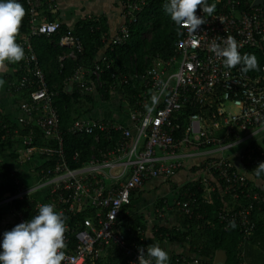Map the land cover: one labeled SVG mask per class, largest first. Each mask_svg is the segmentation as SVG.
<instances>
[{"label": "built area", "instance_id": "obj_1", "mask_svg": "<svg viewBox=\"0 0 264 264\" xmlns=\"http://www.w3.org/2000/svg\"><path fill=\"white\" fill-rule=\"evenodd\" d=\"M221 1H213L217 7L210 17L197 10V16L204 17L206 23L196 33L179 28L181 36L174 42L170 56L162 59L156 55L142 72L133 68L112 74L116 80L112 88L128 85L138 77L143 80L144 90L138 94L140 99L134 106L126 101L134 134L122 123L107 119L80 117L69 125L68 131L74 134L101 131L110 135L120 132L122 138L118 151L124 150L127 160L121 171L112 176L109 169L115 167L116 160L111 157L110 151L102 153L101 158L92 156L81 166H69L62 148L59 116L53 104L55 92L48 88L33 46L35 36L58 33L60 22L38 20L36 0H24L28 6L29 26L17 43L24 49L23 68L30 75L29 82L35 87L29 93V100L20 104L21 115L17 121L23 126H30L27 133L21 135L18 162L29 161L36 152V156L42 155L49 163L39 170L40 180L37 184L22 186L15 178L18 191L13 195L0 196V208L15 199L31 197L41 189H44L43 196L33 202L34 216L38 214L39 205L44 203L54 204L55 210L62 211L64 216L77 215L89 208L92 216L84 217L75 226L65 221L67 247L63 250L65 259L61 264H94L113 247L117 248L123 259L118 264H139L138 249H145L141 232L134 241L127 243L118 222L121 209L131 202L132 192L145 181L155 177L169 179L186 161L196 158H204L200 162L202 177L199 183L203 185L206 202H211L212 192L219 185V180H224L222 192L234 199L238 198L239 193L252 198L247 205L237 209L221 207L217 214L224 228L234 221L243 240L252 234L255 227L254 201L262 202L264 197L258 192H249L246 175L228 157L222 154L217 157L213 153L235 147L236 143L238 146L259 131H264V61L256 75L242 72L241 65L228 69L209 45L215 40L223 46V41L231 35L240 46L239 52L251 47L262 51L264 57V4L253 5L250 2L248 9H244L240 8V0H230L228 10L221 11L217 5ZM145 4L146 0H121L123 22L112 35L103 33L102 38L107 46L112 49L127 42L129 25L137 21V15ZM58 43L72 50L81 49V41L71 28L60 35ZM72 50L67 55L74 56ZM132 59L134 66L135 59ZM112 64L113 61L103 53L90 70L79 67L71 79L78 82L82 92H92L94 82L100 85L102 71ZM86 75H92L94 79H87ZM27 82V78H23L19 84L23 86ZM226 101L231 104V111L225 107ZM208 103L215 104L210 118L199 112L189 114L183 136L175 138L174 133L179 129L177 120L184 108L194 106L202 109ZM31 121L32 124H29ZM35 127L42 136L52 139L56 146L34 145ZM220 127L224 129L221 137L215 133V129ZM241 131H246L244 136H240ZM230 134H234V139L225 141ZM242 150L240 160L251 152L246 146ZM260 155L264 157V151H260ZM73 159H77L76 153ZM106 174L115 177L118 183L115 186L106 185ZM196 199L195 192L186 189L181 198L174 200V207L191 217ZM29 219L22 212H15V226ZM2 240L3 235L0 236V243ZM172 263L199 264L200 260L197 256L179 254L174 256Z\"/></svg>", "mask_w": 264, "mask_h": 264}, {"label": "trees", "instance_id": "obj_2", "mask_svg": "<svg viewBox=\"0 0 264 264\" xmlns=\"http://www.w3.org/2000/svg\"><path fill=\"white\" fill-rule=\"evenodd\" d=\"M213 1L208 0V4L211 5ZM17 2L23 5L26 13L17 36L18 42L22 34H25L28 30L29 14L28 6L24 0H17ZM167 2L168 0H146V4L137 15V21L129 25L130 36L127 42L115 45L112 49L106 45L102 38L103 33L109 35L105 19L95 17L82 18L71 28L72 33L81 41L80 50H72L58 43L60 35L67 28H70L61 21H59L60 30L58 33L42 34L33 38L34 51L37 55L39 66L44 72L49 90L55 92L53 104L59 116L63 152L70 167L81 166L82 163L88 161L92 156L101 158L102 153H106L108 150L115 149L118 146L119 140L122 138L120 132H112L110 135L101 131H95L91 134H74L68 131V127L77 118H92L91 114L96 100V92L101 99L107 100L112 96L113 90H116L115 92L121 94L130 106H134L135 102L140 99L138 94L144 90L143 80L140 77L133 79L128 85H117L112 88V85L116 82L112 74L118 70H132L133 68H136L138 72H142L146 66L154 61L156 55L165 59L172 54L174 42L181 34L178 26L175 25L164 10V5ZM229 2L230 0H222L217 5L221 11H227ZM250 2H253V0H240V8L248 9ZM53 19L52 17L49 18L51 21ZM146 34H150V38H147ZM71 50L74 52V56L67 55ZM103 53L108 55L113 64L110 68L102 71L99 78L100 85L98 82L93 81L95 83L94 90L92 92H82L78 82L73 81L71 77L79 67L90 70L100 60ZM240 54H254L259 61L260 71L264 61L262 51L245 47L240 51ZM132 58L135 59L134 66ZM24 65V59L15 64H9L10 71L4 74L6 92L12 95V102L17 104L18 107L29 100V93L35 87L33 83L29 82L30 75L24 71ZM259 71H249L247 73L256 75ZM23 78H27L28 82L20 86L19 83ZM85 78L94 79L92 75H86ZM3 108V101L0 98V196L13 195L18 191L19 185L16 183V177L12 172L11 163L18 161V150L22 146L21 135L26 134L30 126H23L17 120H11L3 113ZM214 108L215 104L213 103H208L202 109L186 106L177 120L179 129L174 133L175 138L183 136L189 114L199 112L210 118V113ZM29 124H32V121ZM217 131L219 137L223 136L224 131ZM245 132L241 131L239 133L244 134ZM35 134L34 145L56 146L52 139L42 136L36 127ZM256 136L235 147L238 149V156H240L243 151L242 148H245V146L250 149V154L241 160L242 167L247 172L249 192H258L264 197V173L257 176L253 171L259 163L264 162V157L260 155V151H264V134ZM233 139L234 134H230L225 141L230 142ZM75 153L77 154V159H73ZM33 156L35 155L32 154L30 160H32ZM37 156V169L39 172L40 169L48 165L49 161H45L42 155ZM203 159L201 158L197 164L189 166L188 169L192 168L194 170L195 167L199 169L200 162ZM201 177L202 172L196 179L188 180L175 198V200L181 198L186 189L194 191L197 199L192 206L193 215L188 217L186 214L177 211L180 226L167 228L156 224L154 229L155 237L160 241L168 239L169 241L188 244L190 251L200 260L199 264H213L217 250L225 251L227 256L225 264H264V200L262 202L254 201L253 220L255 221V227L252 234L243 240L239 227L236 224L235 227L229 224L224 228V224L219 221L217 214L221 207L237 209L247 205L252 201V198L239 193L238 198L234 199L231 195L222 192L224 180H219V185H216L217 188L212 192L211 202H206L203 197V185L199 183ZM35 199V195L26 196L21 199H15L6 205L13 215V221L0 232V236L5 231H10L15 227L16 211L22 212L26 218L34 216L33 202ZM132 199L131 195V201ZM131 203L123 206L118 217L119 226L126 235L127 243L134 241L138 233L143 229L142 215L137 212V209ZM121 214L123 219H125L123 225L120 220ZM86 216H92L89 208L77 213V215L65 217L71 226H75ZM173 258L174 256L172 257V262ZM121 260L123 259L120 252L116 247H113L109 249L107 255L100 257L94 264H118Z\"/></svg>", "mask_w": 264, "mask_h": 264}, {"label": "crops", "instance_id": "obj_3", "mask_svg": "<svg viewBox=\"0 0 264 264\" xmlns=\"http://www.w3.org/2000/svg\"><path fill=\"white\" fill-rule=\"evenodd\" d=\"M36 3L38 20H49L52 17L54 18L53 20L61 21L70 28L74 27L77 21L85 17L102 18L105 19L109 35H112L123 22L121 0H36ZM9 71L10 68L8 66V71L0 74V79L4 81V84L0 86V98L4 105L2 109L3 113L11 120L16 121L21 115V110L20 106L18 107L17 104L12 102V95L6 92L4 74L9 73ZM115 91L113 90L111 93L112 96L107 100L101 99L96 92V100L91 117L94 119H107L120 122L124 126L129 127L134 133L135 129L128 117L126 100L121 94ZM217 130L224 131L221 127L216 128V134L218 132ZM118 148L116 146L115 149L108 150L110 151L111 157H114L116 160L115 167L109 169L112 176L117 175L121 171L123 163L127 160L124 150L119 152ZM225 151L214 152L213 155L218 157L222 154L228 157L235 167L246 175L247 172L242 167L241 160L238 156V149L232 147ZM33 154L35 156L28 162L20 163L14 161L11 163L12 172L22 186H31L37 184L40 180L37 169L38 158L35 152ZM200 159L196 158L186 161L184 166L173 177L169 178V180L162 177L148 179L140 188L134 190L132 194L133 199L131 204L143 218L141 220L143 224L141 231L143 245L147 249L148 245L158 243L169 254L167 264H173L171 260L175 255L184 254L195 256L190 251L188 244L184 242L169 241L168 239L158 240L154 235V229L156 224L158 226L163 225L167 228L180 226L178 210L174 207V200L188 180H194L201 175L200 170L196 167L194 170L192 168L188 169L189 166L197 164ZM112 176L105 175L104 182L106 185L115 186L118 183V180ZM43 190H38L34 194L35 197H42ZM120 220L123 225L125 219H123L122 214ZM12 221L13 215L10 213L8 207L3 205L0 209V232L7 228ZM153 264H155L154 261Z\"/></svg>", "mask_w": 264, "mask_h": 264}, {"label": "clouds", "instance_id": "obj_4", "mask_svg": "<svg viewBox=\"0 0 264 264\" xmlns=\"http://www.w3.org/2000/svg\"><path fill=\"white\" fill-rule=\"evenodd\" d=\"M202 10L209 17L215 12L216 4H208V0H168L164 5L165 12L178 28L196 33L197 29L206 23L204 17L197 16V10ZM23 5L17 0H0V74L8 71L9 64H15L25 58L23 47L17 43L22 20L25 16ZM239 44L229 35L223 41V46L215 40L209 45L210 50L222 58L223 66L231 69L243 65L241 71H259V61L254 54L241 55ZM4 81L0 79V86ZM237 146V143H236ZM255 175L264 173V162L253 169ZM66 217L62 211L55 210V205L44 203L39 205L38 214L10 231L3 233L0 243V264H61L65 259L63 251L67 245ZM235 227V222L230 221ZM139 264H167L169 254L158 243L150 244L147 249H138Z\"/></svg>", "mask_w": 264, "mask_h": 264}, {"label": "water", "instance_id": "obj_5", "mask_svg": "<svg viewBox=\"0 0 264 264\" xmlns=\"http://www.w3.org/2000/svg\"><path fill=\"white\" fill-rule=\"evenodd\" d=\"M264 0H254L253 5H262ZM227 259L224 250H217L213 259V264H225Z\"/></svg>", "mask_w": 264, "mask_h": 264}, {"label": "rangeland", "instance_id": "obj_6", "mask_svg": "<svg viewBox=\"0 0 264 264\" xmlns=\"http://www.w3.org/2000/svg\"><path fill=\"white\" fill-rule=\"evenodd\" d=\"M146 37H147V38H150V34H146ZM224 105H225V107H226L227 109H229V110L232 109L231 104H230L229 102L226 101V102L224 103ZM230 111H231V110H230ZM261 134H264V131H261V132L259 131L258 133H256L257 136H259V135H261ZM244 135H245V133H244V134H240V136H244ZM257 136H256V137H257ZM225 152L227 153V151H225Z\"/></svg>", "mask_w": 264, "mask_h": 264}]
</instances>
